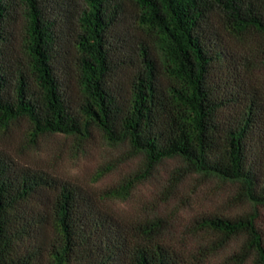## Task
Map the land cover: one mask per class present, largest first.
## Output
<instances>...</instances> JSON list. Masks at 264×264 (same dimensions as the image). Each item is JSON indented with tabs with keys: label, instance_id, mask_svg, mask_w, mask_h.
I'll return each mask as SVG.
<instances>
[{
	"label": "trees",
	"instance_id": "1",
	"mask_svg": "<svg viewBox=\"0 0 264 264\" xmlns=\"http://www.w3.org/2000/svg\"><path fill=\"white\" fill-rule=\"evenodd\" d=\"M261 69L264 0H0V264H264ZM21 120L34 146H127L107 171L140 160L97 193L6 148ZM168 162L183 206L105 205Z\"/></svg>",
	"mask_w": 264,
	"mask_h": 264
},
{
	"label": "rangeland",
	"instance_id": "2",
	"mask_svg": "<svg viewBox=\"0 0 264 264\" xmlns=\"http://www.w3.org/2000/svg\"><path fill=\"white\" fill-rule=\"evenodd\" d=\"M261 72L264 73V69H261ZM27 131V122L21 120L10 135L3 139L6 148L22 161L40 165L53 172L77 180L88 185L97 193H100L106 186L114 183L120 176L129 172L136 162L140 160V156H138L125 164H121L114 170L107 171L113 160L118 159L120 153L128 151L127 146L121 145L117 149H110L98 142L92 146L79 148L74 144L73 140L60 135L41 137L38 140V144L34 146L29 141ZM172 165L168 162V164L158 170L154 178L140 184L128 202L107 200L105 205L122 217L142 214L156 206L159 211L169 214L178 206H183L182 202L186 200L185 197L188 190H190L187 183H183L177 190L175 197L169 199L167 203H161L163 198L161 191L164 190L167 172ZM100 172L103 175L98 176ZM97 177H99V180L94 181ZM207 184L198 190L196 195L190 196L191 206L182 208L179 212L176 222L178 231L184 230L183 228L192 209L199 205L212 207L216 204V200H213L208 195L205 196L203 193L206 191L205 188L216 187L217 183L208 182ZM225 186V189H231L230 185ZM216 260L217 263L215 264H218L219 259Z\"/></svg>",
	"mask_w": 264,
	"mask_h": 264
}]
</instances>
